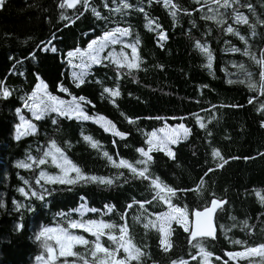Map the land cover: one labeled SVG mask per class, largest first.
<instances>
[{
  "label": "trees",
  "instance_id": "1",
  "mask_svg": "<svg viewBox=\"0 0 264 264\" xmlns=\"http://www.w3.org/2000/svg\"><path fill=\"white\" fill-rule=\"evenodd\" d=\"M127 2L132 7L122 12L113 11L120 6L119 0H89L88 9L82 4L72 9L60 8L61 0H6L0 8V81L11 92L6 99L0 97V202L4 205L0 207V264H40L36 257L43 249L35 235L43 226L81 220L80 214L73 211L78 201L100 210L85 213L83 219H103L117 225L126 221L133 242L146 253L143 264H172L181 260L200 264L199 258L191 259L198 249L189 244V233L175 222L169 237L172 246L167 252L163 250L160 233L145 229L144 223L155 220L167 205L152 201L155 193L148 181L133 178L127 169L112 167L101 154L107 151L117 160L124 158L135 163L142 158L137 149H146L150 130L164 121L182 122L190 130L186 139L171 147L174 158L165 152L152 153L150 172L178 190L172 203L186 208L190 214L191 210L206 207L212 198L226 202L213 216L216 238L203 241L205 249L213 254L211 264H248L240 259L232 262L225 252L264 244V203L257 196H264V95L248 87V74L253 82L260 81V66L243 54L247 48L258 58L264 51V24L258 22L264 21V0H239L233 5L248 17L247 25L234 23L232 9H221L226 13L225 25L202 19L208 7H215L209 4L201 9L203 0H173L182 9L175 18L163 0ZM93 8L100 13L99 17L93 14ZM61 15L67 19L62 20ZM149 20L160 27L153 25L150 30ZM228 24L239 35L227 33L224 29ZM116 27L130 29L131 35L120 37L122 43L108 44L100 52L101 62L86 71L85 82L77 87L78 81L74 82L66 72L65 54ZM161 32L167 37L164 41L157 38ZM137 38L140 67L119 68L113 60L122 48L130 58L131 48L124 45L135 43ZM197 41L211 51V68L207 67V56L196 47ZM232 48L240 51L233 52ZM109 53L113 55L109 57ZM37 77L54 96L85 97L91 102L84 105L86 112L106 117L116 130L127 135L121 139L89 120L66 119L50 113L42 120L33 119L34 135L16 140L11 133L17 123V109L34 88ZM60 86L68 91H61ZM105 87L119 89L115 104L103 93ZM250 99L253 103H249ZM128 118L135 123H129ZM84 136L99 141L102 149L91 148ZM52 140L87 175H124L111 186L47 184L43 180L37 184L40 171L55 175L59 170L50 163L29 169L17 164L32 163L27 157L42 156ZM213 149L219 150L223 160L212 157ZM224 160L227 163L218 168L217 164ZM210 168L214 171L209 172ZM202 177L201 192L187 191L194 189ZM21 187L27 196L18 191ZM32 191L44 195V199L33 197ZM133 201L152 203L145 204V211L138 204L128 208ZM17 204L21 205L19 209ZM106 205L114 206V211L103 215ZM60 213L70 216L61 218ZM17 225L22 227L18 230ZM73 231L94 239L82 230ZM235 240L244 244L232 243ZM103 242L108 246L106 238ZM75 250L84 252L80 246Z\"/></svg>",
  "mask_w": 264,
  "mask_h": 264
},
{
  "label": "snow or ice",
  "instance_id": "2",
  "mask_svg": "<svg viewBox=\"0 0 264 264\" xmlns=\"http://www.w3.org/2000/svg\"><path fill=\"white\" fill-rule=\"evenodd\" d=\"M113 2L115 3V0H113ZM197 2L201 3V0H197ZM5 3L6 0H0V8H2ZM119 3L120 6L113 9V11L122 12V9H129L132 7L127 0H119ZM163 3L169 8L170 14L173 18H175L177 13L182 10L173 2V0H163ZM238 3L239 0H203L201 3V9L209 4L215 5V7H208L207 14H205L202 19L214 21L217 25H225L226 13L221 11V9H232V12L234 13L232 15V20L234 23L247 25L249 24L248 17L233 8V5ZM78 4H82L85 9L90 7L89 0H61L59 7L72 9ZM104 6L108 7L107 4ZM248 7L251 9V5H248ZM140 11L143 12V9H140ZM92 12L97 17L100 16V13L97 12L96 9L93 8ZM61 19H67V17L61 15ZM258 22L264 24V21ZM153 25L155 28L160 27V25L155 21L149 20L147 26L150 30H153ZM224 30L227 33L239 35L237 30L231 24H228ZM129 35H131L130 29L117 27L111 32L104 33L102 38L92 41L88 46V50L81 51L80 49H77L75 50V53L69 52L68 56L72 57L74 55H79L82 58L86 57L91 63L98 64L101 62L96 54L98 51H102L108 44L115 45L117 43H122L120 37H127ZM166 38L165 34L161 32L159 36L160 41H164ZM240 39L244 40L245 38L240 36ZM138 44L139 39L137 38L135 43L124 45V47L131 48V57L129 58L128 54H126L122 48L120 53L116 55L113 63L117 64L119 68L127 67L129 70L138 69L140 67L139 56L137 53ZM97 45L99 46L98 49L96 48ZM196 47L207 56L209 61L207 67L211 68L212 53L209 48L206 45H202L199 41L196 42ZM52 51H55V48H53ZM231 51L239 52L240 49L232 48ZM243 54L249 56L260 66V81L258 83L253 82L251 80V75L248 74V87L254 91L259 90L260 94L264 95V51H261L258 58L256 54L251 53L247 48L244 49ZM112 55V53H109V57ZM107 58L108 57H105V59ZM78 67L86 69L90 67V64L82 62V64L78 65ZM239 67L241 70L244 68L243 65H240ZM85 75L86 72L83 70L79 74L75 72L73 73L74 80L78 81L76 84L77 87L85 82ZM37 79L39 83L35 86L32 93L24 98L23 105L32 112L35 120H42L50 113H55L57 116L64 117L66 119H76L82 121L93 120V122L99 123L105 132L111 131L114 136H118L121 139L127 135L126 133L116 130L115 124H113L112 121L107 120L106 117L90 116L85 111L84 105L91 102L85 97L73 96L71 101L62 100L48 92L47 85L40 80L39 77H37ZM229 82L232 83V81ZM240 82L245 83V81ZM60 90L63 92L68 91L63 86L60 87ZM103 93L107 94L106 98H109L110 102L113 104H115V98L120 96L118 88L110 89L105 87L103 89ZM10 95L11 92L9 89L4 85L3 81H0V97L6 99ZM253 99H250L249 103H253ZM262 108H264V105H262ZM19 112L20 109L18 108L17 113ZM121 115L124 114L121 113ZM197 119L199 120V118ZM20 121L21 122L16 126V140H20L24 136L34 135L36 133V125L31 120L26 119L23 115H21ZM52 122L54 124L57 123L55 119H53ZM128 122L135 123V121L130 118H128ZM200 126L203 128L204 124L201 123ZM189 134L190 130L183 124L170 131L161 129L159 135L157 132L149 133L148 138L145 141L148 148L147 150H145V148L137 149V152L140 153L142 158L135 161V163L129 162L124 158H119L117 160L107 151H103L101 154L104 158H106L112 167L116 169H127L133 178L141 181H148L150 189L155 193L152 197V201H160L167 205L169 211L160 213L156 215L155 220H148L144 223L145 229H155L160 233V245L163 250L167 252L172 246L169 242V237L172 233L171 225L175 222L176 224L184 227V231L189 233V244L198 249L197 255L192 256L191 259L195 261L199 258L200 264H211L210 258L213 254L205 249L203 241L207 238H216L213 215L218 209H222L226 202L213 198L210 206L205 207L202 211H192L191 215L194 217V220L190 223L187 209L178 207L172 203V199L177 196L178 190L164 183L158 176L154 177L150 172V166L153 162V152H165V154L170 158H174V153L169 145L178 143L182 138L186 139ZM83 139L91 148L97 149L98 151L102 149L100 142L94 140L92 137L84 136ZM113 144H116L115 140L113 141ZM211 154L213 158L219 157L223 160L219 150L213 149ZM27 160L32 161V163L20 161L18 162L17 167L29 169L33 166L39 167L40 165H47L50 163L59 170L55 175L48 174L43 170L40 171L36 180L37 184H40L41 180H43L47 184L75 185L78 183H95L111 186L114 183V180L119 179V176L124 175L123 172H120L119 176L114 178L87 175L79 166L68 158L66 151L62 149L54 140L49 142L48 147L43 151L42 156L36 158L29 155ZM224 163H227V161L224 160L223 163H218L217 167H223ZM208 171L212 172L214 169L210 168ZM207 174L208 173H205V175ZM24 183L27 184L28 181H25ZM203 187L204 179L202 177L200 183L197 184L194 189L187 191L201 192ZM18 191L25 196L28 195L23 187L18 189ZM45 191L50 195V192H47V190ZM31 195L41 200L44 199V195H38L36 191H32ZM257 196L260 197V202L264 203V196H261L260 193H257ZM152 201H133V203H130L127 207L132 208L133 204H138L141 209H145V204H151ZM3 206V203L0 202V207ZM20 207L21 205L17 204V208L19 209ZM105 208L106 212H104L103 215H107V213L114 211V206L112 205H106ZM73 211L78 212L82 219H68L66 221V225L58 223L55 226H43L35 235V240L40 243V246L43 249L41 255L36 257L40 264H133V262H135V264H143V258L146 256V253L133 242V238L129 232V225L126 221L123 224L117 225L103 219H83L85 213L87 212L100 211L95 208H88L86 204H82L79 209H75ZM59 215L61 218L70 216L68 213H60ZM136 219L139 221L140 217H137ZM121 220H124L123 215L121 216ZM21 227L22 225H17L18 230ZM244 227H248L246 221L244 222ZM76 229L82 230L83 233H88L94 239L90 240L83 234H77L73 231ZM103 238H106L109 242L108 246H106L103 242ZM232 243L240 245L244 244V242L240 240L232 241ZM78 246L83 247L84 252L76 251L75 249ZM121 252L123 253L122 256L120 255ZM226 255L229 260H236L239 258L240 260L247 261L248 264H264V244H259L255 247L244 246L242 251L227 252ZM216 259L219 260L220 258L216 257ZM172 264H188V262L183 260L172 261ZM224 264H228V261H224Z\"/></svg>",
  "mask_w": 264,
  "mask_h": 264
},
{
  "label": "rangeland",
  "instance_id": "3",
  "mask_svg": "<svg viewBox=\"0 0 264 264\" xmlns=\"http://www.w3.org/2000/svg\"><path fill=\"white\" fill-rule=\"evenodd\" d=\"M117 28V27H116ZM120 28H122V27H120ZM114 30V29H113ZM113 30H109V31H106V32H111V31H113ZM106 32H104V33H106ZM104 33L100 36H96V37H94V38H92L88 43H86L85 44V46H83V47H80V48H74V49H72V50H70V51H67V53L65 54V58H64V61H65V67H66V72L67 73H69V77H70V79H72L74 82H75V80H74V78H73V73L75 72V73H77V74H79L82 70L83 71H87L93 64H95V63H91L90 61H88L87 60V58L85 57V58H82L81 56H79V55H74V56H72V57H69L68 56V53L69 52H74L75 53V50H77V49H80L81 51H84V50H88V46H89V44L92 42V41H94V40H98L99 38H102L103 37V35H104ZM159 36H160V34L157 36V38L159 39ZM98 45L96 46V48L98 49ZM89 51H91V50H89ZM100 52L101 51H98L96 54L98 55V58L100 59ZM82 62H84V63H89L90 64V67H88V68H86V69H82L81 67H78V65H81L82 64ZM39 83V81H38V79L36 80V82H35V84H34V88H35V86L37 85ZM61 87V86H60ZM33 88V89H34ZM33 89L31 90V92L29 93V94H31L32 93V91H33ZM28 94V95H29ZM27 95V96H28ZM57 97H59L60 99H62V100H65V101H71L72 100V97H73V95H71V94H69V95H67V96H65V97H63V96H57ZM24 103H22V105H21V107H20V112L18 113V119H17V123L14 125V128L12 129V136L13 137H15L16 136V126H17V124H19L21 121H20V116L21 115H23L26 119H29V120H31L32 122H33V119H35L34 117H33V115H32V112L31 111H29V109L28 108H25L24 106ZM88 113V112H87ZM90 116H93V117H97V116H102V115H100V114H98V113H95V114H90V113H88ZM89 122H93V120H89ZM94 124H95V122H93ZM96 124H98V126H100L101 127V125L99 124V123H96ZM181 124H183L182 122H179V123H177V122H171L170 124L169 123H167V122H163V123H161L160 124V126H158V128H156V129H151L150 130V133H152V132H157L158 133V135L160 134V130L161 129H165V130H172V129H176L179 125H181ZM184 125V124H183ZM185 126V125H184ZM186 127V126H185ZM102 128V130H104L103 129V127H101ZM111 134H112V132L111 131H109ZM147 138H148V136H147ZM146 138V139H147ZM183 139V138H182ZM182 139H180V140H182ZM179 140V141H180ZM146 141V140H145ZM174 144H170L169 145V147L171 148L172 146H173ZM147 148H148V145L146 144V149L145 150H147ZM82 204H85L83 201H78V203H77V205L74 207V210L75 209H79L80 207H81V205ZM167 211H169V209L167 208L166 210H163V211H161L160 213H165V212H167ZM160 213H158V214H160ZM79 214V213H78ZM158 214H156V215H158ZM189 222H190V219H189ZM174 223V222H173ZM185 226H188V225H185ZM184 228V227H183ZM255 246H257V245H253V246H250V247H255ZM243 249H238L237 251H242ZM227 252H236V251H226L225 252V254L227 253ZM227 256V255H226ZM227 259H229L228 258V256H227ZM238 259L239 258H237L236 260H232V262H235V263H237L238 262ZM213 264H219V263H213Z\"/></svg>",
  "mask_w": 264,
  "mask_h": 264
},
{
  "label": "water",
  "instance_id": "4",
  "mask_svg": "<svg viewBox=\"0 0 264 264\" xmlns=\"http://www.w3.org/2000/svg\"><path fill=\"white\" fill-rule=\"evenodd\" d=\"M212 199H213V198H212ZM212 199H211V200H212ZM215 199H216V198H215ZM211 200L208 202L207 206H210ZM222 201H224V200H222ZM207 206H206V207H207ZM204 208H205V206L202 207V208H199L198 210H201V211H202ZM192 211H193V210H191V211H190V214H189L190 223H191V221L194 220V217H192V215H191ZM213 216H214V215H213ZM213 221H214V217H213ZM213 223H214V222H213ZM188 226H189V225H188Z\"/></svg>",
  "mask_w": 264,
  "mask_h": 264
}]
</instances>
